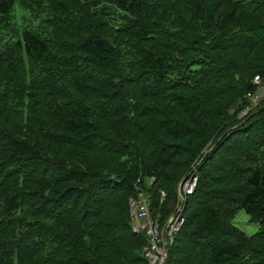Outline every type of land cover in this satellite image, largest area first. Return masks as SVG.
Segmentation results:
<instances>
[{
    "label": "trees",
    "instance_id": "obj_1",
    "mask_svg": "<svg viewBox=\"0 0 264 264\" xmlns=\"http://www.w3.org/2000/svg\"><path fill=\"white\" fill-rule=\"evenodd\" d=\"M256 76L264 0H0V264H149L129 198L194 168L167 264H264Z\"/></svg>",
    "mask_w": 264,
    "mask_h": 264
},
{
    "label": "built area",
    "instance_id": "obj_2",
    "mask_svg": "<svg viewBox=\"0 0 264 264\" xmlns=\"http://www.w3.org/2000/svg\"><path fill=\"white\" fill-rule=\"evenodd\" d=\"M254 90L249 92L247 99L249 105L241 113L240 117L256 111L264 103V83L259 76L254 78ZM153 182V179H152ZM198 175L196 168L187 177L182 188V194L177 200L174 214L169 222L166 231V225H161V221L153 217L151 213V197L143 187L140 180L137 181L136 193L129 200V214L132 225V231L138 235H145L147 242L142 248V254L149 264H166L168 260L169 248L174 244L176 235L181 231L185 222L184 209L186 201L197 187ZM166 198V193L161 192V201Z\"/></svg>",
    "mask_w": 264,
    "mask_h": 264
},
{
    "label": "rangeland",
    "instance_id": "obj_3",
    "mask_svg": "<svg viewBox=\"0 0 264 264\" xmlns=\"http://www.w3.org/2000/svg\"><path fill=\"white\" fill-rule=\"evenodd\" d=\"M15 22L18 23V25L20 26H23L24 23V11L21 10L19 7H17L15 11ZM235 223L248 235H253L259 230L258 225L252 223L250 221V218L244 212H240L238 214Z\"/></svg>",
    "mask_w": 264,
    "mask_h": 264
},
{
    "label": "water",
    "instance_id": "obj_4",
    "mask_svg": "<svg viewBox=\"0 0 264 264\" xmlns=\"http://www.w3.org/2000/svg\"><path fill=\"white\" fill-rule=\"evenodd\" d=\"M262 109H259V111H261ZM214 148V147H213ZM212 148V149H213ZM186 180H187V178H185V179H183L182 181H181V183L179 184V187H178V193H180L181 192V190H182V188H183V185H184V183L186 182ZM169 225V224H168ZM166 231H167V228H166Z\"/></svg>",
    "mask_w": 264,
    "mask_h": 264
},
{
    "label": "crops",
    "instance_id": "obj_5",
    "mask_svg": "<svg viewBox=\"0 0 264 264\" xmlns=\"http://www.w3.org/2000/svg\"><path fill=\"white\" fill-rule=\"evenodd\" d=\"M179 195H180V194H179ZM179 195H178V198H179ZM166 198H167V195H166ZM166 198H165V200H166ZM178 198H177V200H178ZM160 200H161V198H160ZM165 200H164V201H165ZM164 201H163V202H164ZM161 203H162V201H161ZM176 203H177V201H176ZM176 203H175V206H176ZM175 206H174V209H175ZM173 214H174V210H173L172 215H173ZM172 215L169 217L168 221H167L165 224H167V223L170 222Z\"/></svg>",
    "mask_w": 264,
    "mask_h": 264
}]
</instances>
